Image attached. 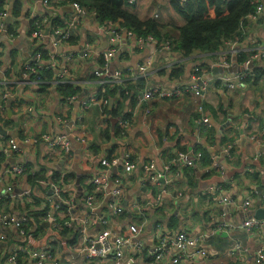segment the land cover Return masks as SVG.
<instances>
[{
	"label": "crops",
	"instance_id": "0c3cea01",
	"mask_svg": "<svg viewBox=\"0 0 264 264\" xmlns=\"http://www.w3.org/2000/svg\"><path fill=\"white\" fill-rule=\"evenodd\" d=\"M16 1L21 2L23 6L22 13L18 17L12 15V8ZM262 4L264 6V3ZM4 7L9 11L6 25L13 40L7 41L0 34V106L4 108L0 125L8 131L7 137L0 135V148L7 142L8 137H14L20 141L23 137L35 138L42 133L55 135L66 130L56 119L59 114H64L71 120H78L81 116L82 119L79 122L82 121V123H77L73 135L75 137L86 135L88 139L87 145L83 147L77 138H74L70 157L64 154H52L43 141L31 145L20 142L23 154L20 155L19 160L27 162L30 168L41 167L42 176L50 183L60 184L63 187L67 185L79 191V188L87 185L94 175L98 158L128 152L132 154L136 168L132 185L122 202V205L127 208L132 203L145 202L143 200L148 191L142 184L144 177L142 166L149 159L156 158L159 166H163L179 152H190L193 149L202 151L210 158L209 148L226 143L236 133H254L264 126V60L256 63L253 77L238 88L230 90L225 84L216 82L210 87L207 97L203 100L197 99L191 93L174 99L154 98L144 104L138 103L137 100L146 86L168 88L173 80L188 81L196 65H201L208 70L212 67V72L219 75L240 71L243 67L242 62L249 51L264 46V11L259 19L246 21L244 39L240 42L242 52L227 68L213 67L222 52L220 50L211 53L196 51L193 55L186 57L180 52L170 55V52L159 53L151 47L140 50L133 45L126 46L122 49L120 64L135 65L151 55L154 56L155 64L145 78L132 77L128 87L134 90L133 96L126 100L114 99L113 104L108 108V110L114 108L113 114L110 112L107 123H103L98 106L83 109L81 101H77L72 109L65 107L64 98L68 95L65 92L69 89H59L61 85L54 80V73L50 72L51 77L46 78L41 85H37L31 77L25 75L23 69V63L32 61L40 46L48 55L55 52V48L50 45L51 39L40 45L32 37L30 24L34 17H39L40 25L50 29L56 24L71 25L72 39L58 46L56 52L62 56V53H67L76 46L80 47L79 44L84 41L92 40L97 57L93 56L87 60L77 59L64 84L77 89L83 96L82 101L89 95L99 93L101 87L93 72L100 64L98 55L108 46V39L93 15L77 19L71 0H50L49 4L44 0H4L3 9ZM168 12L172 17L174 16L170 3ZM210 15L215 16L213 7L210 8ZM138 16L140 17L139 14ZM156 17L160 16L156 14ZM165 19L164 17L163 22L159 23L164 25V31L167 32L169 27L165 25L167 23ZM61 56L58 57L59 63L62 66L67 65L66 59ZM173 68L183 69V74L172 77ZM6 84L10 96L4 100ZM200 101L204 102L209 118L214 123L211 129H207L198 122L197 107ZM147 105L151 108L150 113L144 110ZM246 113L253 115L254 118L247 116ZM126 114L129 115L127 120L130 121L127 129L119 124V120ZM258 152H261V148H258L256 144L243 142L242 148L237 150L229 161V171L225 178L226 186H229L232 193L238 194L245 190L251 191L256 186L260 187L257 180L248 178L242 171L245 166L252 163L253 157ZM50 155L52 159L48 160ZM4 162L7 165L11 159L4 156ZM210 164L211 162L204 164L201 168H184L177 164L178 169L183 168V176L178 180V189L185 197L179 201L170 200L168 205L161 207L160 210H151L149 215L154 219L169 220L174 228L183 226L197 233L210 232L213 225L219 222L221 210L216 197L208 192L211 183L221 181L219 175L210 169ZM254 165L260 174L264 173V156L261 161L254 162ZM4 167L3 164L0 166V175ZM56 174L60 180L54 177ZM261 179L260 175V182H262ZM10 182L14 184L16 193L32 188L37 197L34 204L32 200L14 196V194L8 198L0 197V212L20 214L29 212L33 215L38 205L40 207L46 202V208L49 206L50 203L47 201L49 191L42 186L36 187L31 178L23 176L15 182L12 180ZM6 185L7 183L0 182V192ZM102 209L103 207L99 212ZM151 231L155 232L153 225H151ZM90 233L93 234V230H90L88 234ZM54 234L57 233L44 225L41 218L37 222L33 217L26 240L33 247L38 248L44 246L48 237ZM8 235L6 241H0V254L3 259L25 242L15 228L9 230ZM236 235L248 243L251 251H255L259 243L256 235L242 232ZM79 236L83 240V235L75 227L62 234L58 243L55 244L61 264L84 263L83 248L77 247ZM209 243L223 251L229 241L226 236L218 235L210 238ZM133 257L134 254L130 253L126 256V260ZM225 261L227 264H234L230 258H225ZM1 264L8 263L5 259ZM135 264L151 263L144 254L137 258ZM196 264H202L201 259H198ZM206 264H218V261L217 259L207 260Z\"/></svg>",
	"mask_w": 264,
	"mask_h": 264
},
{
	"label": "built area",
	"instance_id": "2783aa9c",
	"mask_svg": "<svg viewBox=\"0 0 264 264\" xmlns=\"http://www.w3.org/2000/svg\"><path fill=\"white\" fill-rule=\"evenodd\" d=\"M44 2L49 4L50 0H44ZM129 2L132 4L135 1L130 0ZM71 6L76 11L77 19L86 17L91 11V15L97 21L95 10L78 1H71ZM263 11L264 6L260 4L254 13L243 19L240 27L241 35L223 44L220 49L222 52L213 67L227 68L232 65L242 52L240 42L244 39L246 21L259 19ZM8 15L7 8L0 10V34L3 39L12 41L13 37L6 25ZM98 23L100 24V22ZM103 25L108 46L98 55L100 64L93 72L103 87V93L109 87H120L127 93L132 77L145 78L155 64L153 55L135 65L120 64L119 58L122 49L126 46L133 45L140 50L149 46L159 53L170 52V55L177 52L173 49V44L170 41L162 43L150 35L146 38L138 37L136 33L119 22L107 20ZM71 28V25H53L50 29V27L46 28L45 25H40L32 32V37L37 40V43L42 45L44 41L51 39L50 45L55 48V52L47 54L46 57V50L40 46L32 61L23 63L25 75L31 77L37 85L45 82L44 73L47 70L54 72V80L57 84H64L77 59L87 60L93 56L97 57L92 40L84 41L79 44L80 47L76 46L67 53H62V56L56 52L58 46L72 39ZM59 56L65 58L68 64L62 66L59 63ZM263 60L264 46L259 49H251L242 62V69L235 73L214 74L212 67L211 70H208L201 65H196L188 81L173 80L168 88L146 86L138 95L137 100L138 103L144 104L154 98L174 99L187 93L203 100L207 97L210 87L216 82L225 84L230 90L238 88L254 75L256 63ZM7 89L6 84L4 100L10 96ZM112 98L96 93L82 101L80 93L77 92L67 95L64 98V105L67 109H72L77 101H81L83 109L98 106L103 123H107V110L116 97ZM144 110L147 113L151 112L149 105ZM3 111V106H0V117ZM197 113L198 122L201 125L207 129L213 128L214 123L206 113L203 101L198 104ZM246 114L254 118L253 115ZM56 119L66 130L55 135L42 133L35 138L23 137L20 141L14 137H8L7 142L1 146L0 152L4 154L5 158H9V160L15 158L16 161L9 162L2 169L0 182L7 183V185L0 192V197L8 198L14 194V196L32 200L34 204L37 197L33 192L34 189L29 188L16 193L14 184L10 182L11 180L15 182L23 176L31 178L36 187H45L49 191L47 201L50 204L46 208V202H44L40 207L38 205V210L43 211L41 221L44 225L49 226L57 234L48 237L44 246L35 248L26 240L29 227L32 225V214L29 212L21 214L0 212V241H6L9 237V230L13 228L17 229L20 237L25 240L24 244L6 258L3 259L0 254V264L5 259L8 264H61L55 244L58 243L64 231L73 230L75 227L83 235V245H77L78 248H83L85 256L83 264H135L137 258L144 254L147 255L151 264H196L198 259H201L202 264H206L207 260L213 261L214 259H217L218 264H227L225 258H230L234 264H264V219L255 216L258 208L264 209V176L262 175L264 173L260 174L263 185L261 192L258 190L259 186H256L251 191L232 193L229 186H226L225 178L229 171V161L232 160L235 152L242 148L243 142L256 144L258 148H261V152H258L253 157L252 163L245 166L242 171L244 173L258 171L254 162L261 161L264 156V152H262L264 150V126L254 133H236L226 143L209 148L211 150L210 169L219 175L221 181L211 183L208 192L216 197L221 210L219 222L213 225L210 232L197 233L189 231L183 226L174 228L169 220L154 219L149 215V212L160 210L161 207L168 205L170 200L179 201L185 197L178 189V180L183 176V168L178 169L176 165L180 164L184 168H201L204 166L202 160L205 153L197 149L190 152H179L163 166H159L156 158L149 159L142 166V174H144L142 184L148 191L145 200H143L145 202H135L126 208L122 202L132 185L136 168L131 153H115L98 158V166L94 175L87 185L79 188V191L67 185L63 187L60 184L48 182L42 176L41 167L30 168L27 162L19 160L20 155L23 154L20 142L31 145L43 141L50 148L52 154H64L67 157L72 155L74 138H77L83 147L87 145L86 135L79 137L73 135L77 123H82V121L79 122L82 119L81 116L78 120H71L64 114H59ZM119 124L127 129L130 121L122 118L119 120ZM51 159L50 155L48 160ZM35 207L37 208V206ZM102 207L103 209L99 212ZM175 218L177 217L175 216ZM151 225L155 232L151 231ZM90 230H93V234H88ZM238 232L254 234L259 238L254 252L250 250L246 241L237 237L236 233ZM219 233H226L229 241L223 251L218 246L209 243L210 238L221 235ZM130 253L134 254V257L126 260V256Z\"/></svg>",
	"mask_w": 264,
	"mask_h": 264
},
{
	"label": "trees",
	"instance_id": "16d2710c",
	"mask_svg": "<svg viewBox=\"0 0 264 264\" xmlns=\"http://www.w3.org/2000/svg\"><path fill=\"white\" fill-rule=\"evenodd\" d=\"M71 1H78L82 5L95 10L97 12V21L102 24L107 20H111L121 23L136 33L138 37L146 38L150 35L162 43L170 41L173 44V49L186 57L193 55L196 51L211 53L220 50L225 42L241 35L240 27L243 19L247 15L254 13L258 5L264 3L263 0H169L174 14L184 20V24L177 28L174 27L173 35H170L169 32H172V30L170 29L169 32H165L164 25L160 24L158 21L154 19L143 20L134 12L128 10L126 5L130 0ZM3 6L4 0H0L1 10ZM212 7L215 10V16L210 15V8ZM22 9V3L16 1L12 8V15L15 17L20 16ZM40 24L41 21L39 17H34L30 24L31 33L37 29ZM45 56L47 57V52H45ZM50 72H52V74L54 73L52 70H47L44 73L45 80L51 77ZM182 74L183 69L173 68L171 70L172 77ZM100 87L99 95L105 97L110 96L126 100L134 94V90L131 87H128L127 93L120 87H109L103 93V87L101 85ZM64 88L69 89L65 92L68 95L79 92L77 89H73L67 84H61V86H59L60 90ZM113 109L114 108L108 110V114L110 112L113 114ZM128 116V114L124 115L123 119H127ZM210 162V158L204 154L202 163L209 164ZM2 164L3 166L6 165L4 162V154L0 153V166H2ZM57 176L58 174L54 175L56 179L60 180ZM245 176L257 180L260 187H263L262 182H260V172L246 173ZM42 212L43 211L38 209L34 211L32 216L35 221H40ZM173 220H175V218H173ZM67 232L68 231H64L62 234L64 235Z\"/></svg>",
	"mask_w": 264,
	"mask_h": 264
},
{
	"label": "rangeland",
	"instance_id": "374dc122",
	"mask_svg": "<svg viewBox=\"0 0 264 264\" xmlns=\"http://www.w3.org/2000/svg\"><path fill=\"white\" fill-rule=\"evenodd\" d=\"M134 3H129L127 2V9L130 10L131 12H134L135 14H139L140 18L143 20L146 19H154L158 22L164 20V17L166 18L165 21L167 22L165 25H167L168 31L171 29L172 32H169L170 35H173L174 27H180L183 25L184 20L179 18L174 14L172 17L169 12H168V6H169V0H134ZM92 9V8H90ZM173 11V10H172ZM91 11H89L88 17L91 16ZM174 13V12H173ZM156 14H158L160 17H156ZM164 14V17H163ZM166 15V16H165ZM161 23V22H160ZM101 28L103 29L104 25L102 23L99 24ZM149 48V46H148ZM205 108V106H204ZM206 111V108H205ZM207 113V111H206ZM78 245L82 246L83 245V240L82 237L79 236L77 239Z\"/></svg>",
	"mask_w": 264,
	"mask_h": 264
},
{
	"label": "water",
	"instance_id": "95a60500",
	"mask_svg": "<svg viewBox=\"0 0 264 264\" xmlns=\"http://www.w3.org/2000/svg\"><path fill=\"white\" fill-rule=\"evenodd\" d=\"M46 32L48 33V30ZM82 97H83L82 94H80V99ZM0 135L1 136H4V137H7L8 136V131L5 130V129H3L1 125H0ZM15 161H16V159L15 158H12L10 163H14ZM258 190L261 192L262 187H258ZM255 216L257 218L264 219V209L258 208L257 211H256V213H255ZM219 234H221L223 236H226L227 235L226 233H219Z\"/></svg>",
	"mask_w": 264,
	"mask_h": 264
}]
</instances>
